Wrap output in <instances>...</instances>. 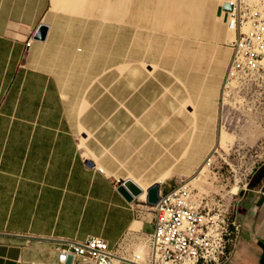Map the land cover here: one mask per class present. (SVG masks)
Returning <instances> with one entry per match:
<instances>
[{"label":"crops","instance_id":"crops-1","mask_svg":"<svg viewBox=\"0 0 264 264\" xmlns=\"http://www.w3.org/2000/svg\"><path fill=\"white\" fill-rule=\"evenodd\" d=\"M105 3L90 5L109 16ZM93 14L0 0V264H61L64 240L91 236L134 261L123 264L145 262L157 215L147 192L129 200L120 186L160 182L167 193L213 147L228 66L213 87L141 62L108 68L110 21ZM237 194L241 230L225 264H264V161Z\"/></svg>","mask_w":264,"mask_h":264},{"label":"rangeland","instance_id":"rangeland-1","mask_svg":"<svg viewBox=\"0 0 264 264\" xmlns=\"http://www.w3.org/2000/svg\"><path fill=\"white\" fill-rule=\"evenodd\" d=\"M57 0L74 12L95 13L90 17L110 21L111 57L108 68L141 62L166 68L180 79L205 74L208 87L219 84L232 53L228 17L223 4L228 0H107L110 15L90 5L94 0ZM87 2V3H86ZM104 15H97V11ZM89 16V15H88ZM204 70V71H203ZM91 79L82 81L81 89ZM218 112L215 141L206 160L185 183L199 199L219 203L232 211L238 192L250 173L264 161V84L252 92H232ZM193 179V180H192ZM147 257V256H146ZM78 264H91L80 259Z\"/></svg>","mask_w":264,"mask_h":264},{"label":"built area","instance_id":"built-area-1","mask_svg":"<svg viewBox=\"0 0 264 264\" xmlns=\"http://www.w3.org/2000/svg\"><path fill=\"white\" fill-rule=\"evenodd\" d=\"M229 27L235 32L230 43L231 59L224 78L223 100L232 92H252L264 84V0H230ZM30 46V43H28ZM159 184H161L159 182ZM154 208L155 230L146 235L148 253L140 264H225L233 254L240 224L232 211L219 203L199 199L190 184L181 183L162 193ZM138 213L141 208H137ZM84 259L91 264H123L126 259L113 250L102 236L86 241L64 240L59 246V262Z\"/></svg>","mask_w":264,"mask_h":264},{"label":"water","instance_id":"water-1","mask_svg":"<svg viewBox=\"0 0 264 264\" xmlns=\"http://www.w3.org/2000/svg\"><path fill=\"white\" fill-rule=\"evenodd\" d=\"M223 10L227 12H231L233 10V6L229 2H225L223 4ZM48 26L47 25H42L38 29L35 39L38 40H44L47 32H48ZM120 191L129 199V200H134L136 197H139L147 192V200L150 204H157V202L160 199L161 196V186L159 183H156L155 185L151 186L146 190L144 187L136 183L134 180H126L122 185L120 186ZM132 261V260H129ZM68 263H73V255H69ZM134 262V261H132Z\"/></svg>","mask_w":264,"mask_h":264},{"label":"bare ground","instance_id":"bare-ground-1","mask_svg":"<svg viewBox=\"0 0 264 264\" xmlns=\"http://www.w3.org/2000/svg\"><path fill=\"white\" fill-rule=\"evenodd\" d=\"M230 1V0H229ZM229 1H227V2H229ZM227 12V11H226ZM227 14H228V23H229V20H230V13L229 12H227ZM228 29H229V32H230V34H231V37H230V40H233L234 38H235V32H234V30L231 28V27H229V25H228ZM229 98H225L224 99V102H226L227 100H228ZM193 180V179H192ZM187 184H189V183H187Z\"/></svg>","mask_w":264,"mask_h":264}]
</instances>
